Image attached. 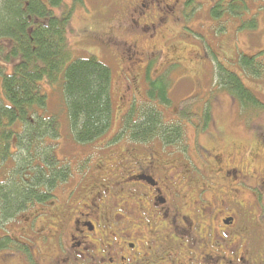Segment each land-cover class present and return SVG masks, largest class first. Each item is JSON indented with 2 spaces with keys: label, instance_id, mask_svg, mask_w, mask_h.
<instances>
[{
  "label": "rangeland",
  "instance_id": "rangeland-1",
  "mask_svg": "<svg viewBox=\"0 0 264 264\" xmlns=\"http://www.w3.org/2000/svg\"><path fill=\"white\" fill-rule=\"evenodd\" d=\"M64 1L67 5L73 3ZM219 1L75 3L69 45L75 56L96 55L111 67L113 125L93 146L79 144L70 137L60 90L43 84V91L49 96L48 113L58 112L62 120L63 135L57 142L56 154L71 165L73 176L55 192L54 204H36L15 221L0 223V243H5L0 248V264H26L29 250L40 264H55L60 254L57 246L60 219L68 223L73 219L72 212L78 215L84 204L90 202L85 196L102 186H110L112 179H121L146 167L149 154L155 158L156 177L178 192L181 204L175 198L172 204L181 207L184 214L194 218L193 201L205 189L210 205L216 204L211 217L220 219L234 211L241 215L243 210L253 222L257 236L264 238V205H260L264 203V74L259 78L246 75L238 63L239 56H253L264 50V0H243L248 7L243 15L222 16L213 10ZM53 10L59 14L60 8ZM253 18L257 20L256 28L242 27V23ZM3 57L0 53L1 68L11 73L17 61L6 63ZM257 59L264 61V52ZM218 62L240 75L261 102L259 108L242 112L230 93L217 85ZM161 75L168 83L172 102L165 106L158 101V107L166 122L182 124L184 139L164 148L160 140L138 145L122 139L96 150V146L119 132L122 117L133 102L149 100L148 76L153 79ZM232 167L245 175L233 178L229 172L227 177L226 170ZM75 185L80 186L77 192L69 194ZM121 191L116 190L115 195ZM156 209L151 204V211ZM43 212L45 216L37 215ZM136 219L139 221V213ZM237 232L232 233L233 237ZM37 235H47L48 239L41 243ZM36 242L42 255L34 245ZM12 245L19 249L8 247ZM98 247L100 254L107 253L102 249L103 242Z\"/></svg>",
  "mask_w": 264,
  "mask_h": 264
},
{
  "label": "trees",
  "instance_id": "trees-1",
  "mask_svg": "<svg viewBox=\"0 0 264 264\" xmlns=\"http://www.w3.org/2000/svg\"><path fill=\"white\" fill-rule=\"evenodd\" d=\"M82 1L67 5L64 0H0V53L6 63L17 61L11 73L4 72L0 62L1 224L15 221L37 203L53 201L55 192L73 176L71 165L56 154L63 135L62 120L58 112L48 113L49 96L43 84L60 90L70 137L79 144L93 146L113 125L111 67L96 55L75 56L69 45L75 3ZM246 5L243 0H220L213 10L220 16L243 15ZM53 8H60L59 14ZM242 27L256 28V18L242 23ZM263 52L239 56V66L246 75L259 78L264 74V61L257 59ZM162 76H148L149 100L131 102L119 132L96 150L122 139L138 145L160 140L163 148L184 139L182 124L166 122L158 107V101L165 106L172 102ZM216 78L217 85L230 93L242 112L262 105L240 75L221 62L217 63ZM4 245L0 243V248ZM8 247L19 249L16 245Z\"/></svg>",
  "mask_w": 264,
  "mask_h": 264
},
{
  "label": "flooded vegetation",
  "instance_id": "flooded-vegetation-1",
  "mask_svg": "<svg viewBox=\"0 0 264 264\" xmlns=\"http://www.w3.org/2000/svg\"><path fill=\"white\" fill-rule=\"evenodd\" d=\"M153 157L149 154L140 171L112 179L110 186L85 196L90 202L78 215L72 212L71 221L60 219L55 264H264V238L257 236L243 210L241 215L234 211L220 219L211 217L216 204L210 205L202 189L193 201L194 218L184 214L172 204L173 198L179 201L175 188L156 177ZM229 172L233 178L245 175L236 167L226 170L227 177ZM79 187L75 185L69 194ZM151 204L158 209L151 211ZM37 239L42 243L48 236ZM102 242L105 254L98 247ZM34 245L42 255L38 243ZM32 255L29 250L26 264H40Z\"/></svg>",
  "mask_w": 264,
  "mask_h": 264
},
{
  "label": "bare ground",
  "instance_id": "bare-ground-1",
  "mask_svg": "<svg viewBox=\"0 0 264 264\" xmlns=\"http://www.w3.org/2000/svg\"><path fill=\"white\" fill-rule=\"evenodd\" d=\"M37 117V116H36Z\"/></svg>",
  "mask_w": 264,
  "mask_h": 264
}]
</instances>
